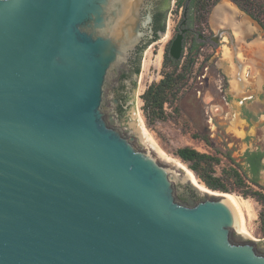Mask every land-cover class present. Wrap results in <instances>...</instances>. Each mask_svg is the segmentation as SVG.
<instances>
[{
    "label": "water",
    "instance_id": "95a60500",
    "mask_svg": "<svg viewBox=\"0 0 264 264\" xmlns=\"http://www.w3.org/2000/svg\"><path fill=\"white\" fill-rule=\"evenodd\" d=\"M130 1L0 0V264H264L230 199L103 109L138 35Z\"/></svg>",
    "mask_w": 264,
    "mask_h": 264
},
{
    "label": "rangeland",
    "instance_id": "374dc122",
    "mask_svg": "<svg viewBox=\"0 0 264 264\" xmlns=\"http://www.w3.org/2000/svg\"><path fill=\"white\" fill-rule=\"evenodd\" d=\"M237 1L239 4L233 3L232 0H216L217 3L212 7L210 26L213 27V23L230 25L233 22L231 17L239 14V7L250 12L256 19L264 23V0ZM200 12L203 14L205 10ZM180 18L181 10H172L166 21V25L169 22L167 35L150 42L142 51L139 78L132 94V103L120 122L134 138L165 162H169L168 156L178 158L175 155V150L183 146L192 147L218 158L217 162L209 161L211 172L220 178L227 191H214L232 193L245 199L247 203L245 217L248 231L252 234V236H246L255 241L263 240L264 202L257 198L254 192L264 193V171L256 185L246 179L245 185L240 186L230 177L232 166L243 171L242 155L246 149L261 148L264 150L263 118L246 126L237 114L239 104L232 102L233 97L241 98L243 96L241 90L247 83L244 79L242 81L244 85L241 87L234 80L237 71L236 66L231 64L232 53L230 49L224 46L218 48V52L214 54L212 51L213 44L208 42L202 51V55L197 57L196 52L193 53L194 62L190 71L183 78L178 76L180 79L176 81L173 91L167 96L164 103L165 116L163 119L150 122L142 110L141 95L145 89L150 84L157 83L165 73L172 72L174 69L173 63L166 62V54L171 40L170 36L176 29ZM258 48V54L261 55L263 49ZM186 51L185 48L182 58L176 62L179 63L176 71L178 74H182L184 71L182 64L188 55ZM205 54L212 58L207 60L208 56H206L203 60ZM218 57L220 59L216 64L215 61ZM238 58L241 59L242 55ZM260 61H264V58ZM224 63L227 64L224 66ZM220 65L224 67L226 74H228L227 77L220 76V69H217ZM230 75L232 76L230 77ZM253 80L255 81L254 84L259 87L264 83L261 76H257ZM216 108L218 109L215 110ZM182 163L189 167L188 162ZM200 164L204 165V162L201 161ZM198 179L204 184L200 178Z\"/></svg>",
    "mask_w": 264,
    "mask_h": 264
},
{
    "label": "flooded vegetation",
    "instance_id": "af4514ba",
    "mask_svg": "<svg viewBox=\"0 0 264 264\" xmlns=\"http://www.w3.org/2000/svg\"><path fill=\"white\" fill-rule=\"evenodd\" d=\"M215 1L216 0H214V2H211V0H134L135 3L133 4L131 0L128 10H132V5L135 7V10H137L138 35L131 41L132 46L127 50L129 54L126 60H119L110 72L111 78H107L106 80L103 109L113 110L115 119L118 120H121L123 116H125L126 111L129 110L132 103V94L139 78L142 51L150 42H154L160 37H165L167 35L169 22L166 25V21L168 15L172 10H181V18L172 36H170V43L176 34L183 30V54L186 48V53L190 50H194L198 57L202 55V51L208 42L213 44L212 51H214V54L218 52V48L224 46L229 48L232 53L231 64L238 66L239 76L243 80L245 79L244 81L247 83L244 89L241 90L243 96L241 98L233 97L232 99V102L239 104L237 110L238 117L241 121L245 122L246 126L254 124V122L262 118L264 121V83L259 87L254 84L255 81L253 80L255 77L261 76L264 82V61H260L264 58V23L256 19L250 12L244 11L245 9L237 5L240 9L239 14L234 17L230 16L233 20L230 25L213 23V27H211L212 7L217 3ZM232 2L235 3L233 0ZM201 10H205V12L202 14L200 12ZM136 23L134 22L133 28ZM169 46L167 48V54L172 59L173 63H176L169 54ZM258 47L263 49L261 55L258 54ZM241 55L242 58L239 59L238 56ZM206 56H208V54L203 55L202 59L204 60ZM210 58L212 57L208 56L207 60ZM219 59L220 57L215 61L216 64ZM226 64L227 63H224V66ZM217 69H220L219 74L221 77L228 76L223 66L220 65ZM231 76L232 75H230V77ZM217 109L218 108L215 110ZM246 150H258L263 153V156L260 158V163L263 167L258 170L259 181V177L264 171V150L261 148ZM242 163L245 168L249 166V163L244 161L243 155ZM249 175L250 173L248 176ZM183 187L184 189L179 192V196L184 197V201H188L193 192L189 189V186Z\"/></svg>",
    "mask_w": 264,
    "mask_h": 264
},
{
    "label": "trees",
    "instance_id": "16d2710c",
    "mask_svg": "<svg viewBox=\"0 0 264 264\" xmlns=\"http://www.w3.org/2000/svg\"><path fill=\"white\" fill-rule=\"evenodd\" d=\"M235 3L239 4L237 0H233ZM194 50H190L188 55L182 64L184 71L182 74H178L177 66L179 63H173L172 59L166 54V62L173 63L174 69L172 72H167L163 75L157 83L150 84L145 91L142 93L141 98L143 100L142 110L146 118L151 122L158 119H163L164 114V103L166 102L167 96L173 91V88L176 84V81L180 79L178 76L186 75L194 62ZM175 155L182 161L188 162V168L193 170L197 178H200L206 187L212 190H222L227 191L225 185L221 182L220 178L215 176L211 172L209 161L214 160L218 161V158L213 157L211 154L200 152L192 147L183 146L175 150ZM263 156L261 151H249L246 150L243 154L244 161L249 163L248 167H244L243 171H240L239 168L232 166L230 168V177L233 178L238 185H245L246 179L253 184L258 183V170L263 167L260 163V158ZM204 162V165H201L200 162ZM250 175L248 176V174ZM254 195L257 196L260 200L264 202V193L260 191L254 192ZM181 200H185L184 197L179 196ZM262 228L264 229V214L262 215Z\"/></svg>",
    "mask_w": 264,
    "mask_h": 264
},
{
    "label": "bare ground",
    "instance_id": "6f19581e",
    "mask_svg": "<svg viewBox=\"0 0 264 264\" xmlns=\"http://www.w3.org/2000/svg\"><path fill=\"white\" fill-rule=\"evenodd\" d=\"M170 162H172L174 165L179 167L184 171L185 174L188 175V177L192 180L193 184L198 187L200 190H208L207 187L204 186V184L195 176V174L184 164L182 163L178 158L168 156L167 158ZM217 194V192H214ZM224 196H226L228 199H230L233 204L237 207L240 221H241V232L246 235H251L248 231V224L246 222V209H247V203L245 199L240 198L232 193H222ZM249 207V206H248Z\"/></svg>",
    "mask_w": 264,
    "mask_h": 264
}]
</instances>
